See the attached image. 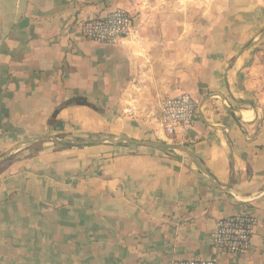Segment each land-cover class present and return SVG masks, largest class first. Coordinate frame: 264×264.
Wrapping results in <instances>:
<instances>
[{
	"label": "crops",
	"instance_id": "0c3cea01",
	"mask_svg": "<svg viewBox=\"0 0 264 264\" xmlns=\"http://www.w3.org/2000/svg\"><path fill=\"white\" fill-rule=\"evenodd\" d=\"M117 8L136 37L83 38ZM182 92L197 120L169 137L160 105ZM11 155L0 264L205 257L215 222L244 212L260 220L251 248L223 263L264 264V0H0V162Z\"/></svg>",
	"mask_w": 264,
	"mask_h": 264
},
{
	"label": "built area",
	"instance_id": "2783aa9c",
	"mask_svg": "<svg viewBox=\"0 0 264 264\" xmlns=\"http://www.w3.org/2000/svg\"><path fill=\"white\" fill-rule=\"evenodd\" d=\"M137 18L127 9L117 8L104 17H93L81 24V35L97 44L120 45L139 34ZM198 101L188 92L169 96L160 105L161 131L169 136L186 135L196 123ZM259 217L244 212L223 217L215 222L211 233L210 252L205 257H192L167 264H224L227 255H241L251 248Z\"/></svg>",
	"mask_w": 264,
	"mask_h": 264
},
{
	"label": "trees",
	"instance_id": "16d2710c",
	"mask_svg": "<svg viewBox=\"0 0 264 264\" xmlns=\"http://www.w3.org/2000/svg\"><path fill=\"white\" fill-rule=\"evenodd\" d=\"M76 104H80V105H88L92 108H94L95 110H99L98 107H96L95 105H93L92 103H90L87 99L85 98H79L76 101ZM55 128L61 129L62 126L59 123L55 124ZM42 141H38L37 143H35L34 145H32L31 149L32 152L31 154H35L38 151H40L42 149ZM58 147L60 148H69L72 146L71 143H57L56 144ZM15 159V155H11L9 157H7L6 159H4L2 162H0V174H2L6 168L14 161Z\"/></svg>",
	"mask_w": 264,
	"mask_h": 264
},
{
	"label": "water",
	"instance_id": "95a60500",
	"mask_svg": "<svg viewBox=\"0 0 264 264\" xmlns=\"http://www.w3.org/2000/svg\"><path fill=\"white\" fill-rule=\"evenodd\" d=\"M144 145H155V146H163L160 142H141Z\"/></svg>",
	"mask_w": 264,
	"mask_h": 264
}]
</instances>
